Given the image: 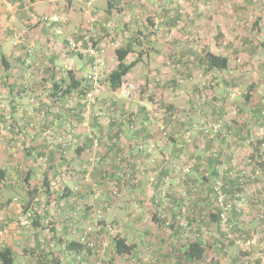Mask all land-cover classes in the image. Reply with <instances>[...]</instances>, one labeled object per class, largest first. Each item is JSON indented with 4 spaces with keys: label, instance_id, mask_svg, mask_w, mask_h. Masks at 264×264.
<instances>
[{
    "label": "rangeland",
    "instance_id": "rangeland-1",
    "mask_svg": "<svg viewBox=\"0 0 264 264\" xmlns=\"http://www.w3.org/2000/svg\"><path fill=\"white\" fill-rule=\"evenodd\" d=\"M114 1L91 0L88 4L92 3L91 6H88V11L86 10L88 19H83L84 23L78 26L82 40L76 42L69 38L63 41L66 50L63 53L85 56L89 44H95L93 47L97 52L94 62L97 63L98 82L95 84L88 79L93 71V62L91 72L82 75L84 81L80 86V104L72 107L73 112L65 103L64 106L54 103L55 100L51 97L53 81H47L43 85L42 75L36 76L33 72L30 77L35 84L32 86L33 94L29 96V101L34 106L32 120L35 123L53 120L56 112L57 114L66 112L65 115H69L70 120L72 116L77 120L81 116V126H84L85 131L81 130L80 135L87 134L88 140L92 143L87 146L83 155L79 156L76 154L77 149L82 145L74 138L72 144L67 145L65 149L67 153L64 155L62 147L60 151L55 139H46L45 151H41L40 154H43L37 156L35 162L36 164L40 162V176L36 180L38 183L34 185L43 188L46 186L45 173L52 175L55 180L54 186L47 187L50 192L54 191L55 195L48 196L44 190L36 197L40 200L36 203L45 204L46 207L45 214L40 213L42 217H39L43 218L41 223L46 227L44 231L46 239L39 240L40 247L38 240L35 239V232H32L36 230L35 226L25 229L18 226L15 220L14 212L18 205H23L27 201L25 199L29 187L24 180L29 164L20 160L18 150L20 146H17V151L12 149L14 153L10 155L21 162L19 165L21 174L13 183L7 185L16 188L15 193L12 189L0 186V201L12 199L14 203L13 205L11 203L12 213L9 215V222L0 224V228L8 230L5 242L11 237L18 238L19 244L16 247L22 248L26 245L29 248L28 255L33 257L34 250L42 246L46 247L47 253L53 249L54 253L65 255L66 243L70 242L69 240L78 242L83 231L92 229L94 230L92 236H95L97 213L101 212L104 222L116 228L115 234L124 236L125 239L126 236L129 239L136 237L135 240L143 235L142 256L138 252L139 255L131 254L139 263L142 261L141 264H151L146 262L148 255L156 257L159 264H187L180 253L182 245L180 240L183 239V235H189L191 239L200 237L206 244L212 245L207 248L202 264H237L235 263L237 256L242 258L239 264H257L258 260H262V255L264 258V237L257 238L256 234L254 235L256 230L264 231V117L254 115V121L250 122L248 127L246 122L251 118L248 106L254 105L260 96L264 99V48H259L260 45L257 43L263 40L255 23L259 13L256 6L258 1L223 0L221 6L220 3L213 4L211 1L198 5L201 0H122L111 12H106L109 3L112 4ZM237 4H241V10L245 11L247 18L242 20L234 18L238 13ZM80 5L86 8L85 3L80 2ZM262 5L264 6V3ZM53 6L45 3L37 10L40 13L49 12ZM219 6L223 22L220 18L216 19L220 16L217 14ZM62 11L64 13V9H59L58 14ZM131 13L133 15L130 19ZM193 13H197L195 21H192ZM148 18L154 20V26L147 22ZM64 19L62 24L68 22L66 16ZM133 20L140 23H133ZM36 22L47 24L39 23L38 19ZM124 23L134 32L130 33L128 26L124 27ZM220 24L224 26L227 36L222 33ZM137 30L142 31V34L137 35L140 43L136 46L137 50L128 56L127 62L134 61L138 53L142 52L140 62L125 77L121 89L116 93L110 92L104 85V80L117 66L115 51L126 44L127 40L123 39L128 38L127 36L129 39H135ZM218 31L224 35L219 46L216 36ZM36 51L39 49L36 50L35 44L33 46L35 56ZM207 51L230 58V67L226 73L208 70L202 63ZM248 88H251V91ZM248 91L255 93L254 95L251 93L252 99L246 101ZM72 100L75 102V97ZM52 109L54 113L49 114L48 111ZM171 114L174 115L173 118H177L176 123L172 120L170 124L166 122V118ZM220 120L223 121L225 135H216L209 129L211 122ZM113 121L118 124L127 122L126 129L134 139L120 133L118 129L120 125L110 131L109 125ZM0 122L5 129L4 132L10 130L7 127L9 125ZM181 124H185V127H181ZM75 129L78 127L70 129V133L78 134ZM36 130L37 128L32 131ZM54 132L58 133L57 130ZM116 132L119 133L117 144L120 152L118 157H114L113 163L118 164L119 159L122 163L117 166V177L110 178L106 177L109 163L106 160L105 166L102 155L106 145H110V138L114 137ZM33 143L30 144L34 146ZM24 145L21 146L26 149L27 144ZM73 146L78 148L70 152ZM52 153L53 156L50 157ZM125 155H131L130 160ZM6 157L4 153V158ZM52 157H55L54 161ZM227 157H231V163L226 161ZM95 158L101 160L97 163L95 161L94 164L91 159ZM249 158L253 163L248 168L250 170L259 168L260 174L254 181L248 178L245 184L241 185L237 169L248 166ZM60 160H63V164ZM113 163L110 162L112 167ZM212 164L218 175L212 176L209 184L203 181V176L208 177L211 173L208 168ZM54 165L60 166L54 171L52 168ZM96 172L100 173L99 181L94 177ZM104 176L106 178L103 181ZM196 177H199V181H194ZM65 178L68 180L66 183ZM139 180H142L147 190H151V195L146 198L147 200L134 199L132 206L125 207L128 208L125 213L119 212L118 215L125 216V220L123 217L107 220L110 201L116 207H120L121 203L117 204V201L124 197L123 192L128 191V186ZM211 186L215 187L216 194L209 192ZM66 188L78 192L74 193L73 199L67 197ZM81 188L87 193H84L86 197L79 200ZM96 190L100 192V198L95 197ZM172 190L176 195L175 199L171 195ZM47 196L50 197L48 204ZM172 199L182 205V208L178 209L174 216L167 217L166 222L160 225L161 223L153 220L155 212H159L157 206L161 201L163 205L169 206L168 202H172ZM203 201L211 205L208 211L199 206L195 207L197 203L202 204ZM146 203L149 204V208L146 207ZM225 203L229 207L227 210ZM80 204H83L88 213L93 212L91 220L89 218L82 220L83 211L78 210ZM66 206L69 207V213L64 215V220L72 219L77 223L73 226V236L70 237L66 233L62 238L64 223L60 227L58 222L63 216L62 209ZM3 208L1 206L0 211H3ZM216 208L222 210L224 217L229 218L227 227L222 220L215 224L207 219V215ZM235 211L238 213L234 214ZM141 213L143 225L137 222L136 226H131L133 230L128 231L129 228L125 225L127 217L135 215L137 218ZM240 213L241 216L238 215ZM188 214H191L195 224L181 225L182 222L187 224ZM236 215L242 221V229L238 227ZM171 224H174V229L170 228ZM184 226H187V231ZM52 228L55 232L51 231ZM224 228H230L229 233H226ZM195 229L197 230L194 232ZM241 230L244 233H241ZM112 236H104L111 241L107 246L104 245L105 241H99L100 245L96 251L90 252L87 248L85 255L87 258L84 257L83 260H86L87 264H132L129 256L116 257L112 247ZM33 243L34 246L30 245ZM161 244L165 247L162 249L164 253L159 251ZM4 246L7 245L3 243L1 248ZM30 262L38 264L36 259H31Z\"/></svg>",
    "mask_w": 264,
    "mask_h": 264
},
{
    "label": "crops",
    "instance_id": "crops-1",
    "mask_svg": "<svg viewBox=\"0 0 264 264\" xmlns=\"http://www.w3.org/2000/svg\"><path fill=\"white\" fill-rule=\"evenodd\" d=\"M90 1L91 0H0V121H2L5 125H9L7 127L10 128L9 131H5V132L0 131V168L6 170L7 177L9 178V181L7 182V184H2V185L0 184V186H2L3 188L12 189L14 193L16 192L17 189L16 188L13 189V187L11 186L9 187L7 185H10V183H13V181L17 177H19L18 175L21 174L19 170L20 169L19 165H21V162L19 160H16V158L13 157L12 154L10 155V153L12 152L14 153L12 149L14 150L18 149L17 146H20V149H18L21 155L19 157L20 160L29 164V169H28V172L25 178L29 177V182L27 183L28 185H31V187H29L28 185L27 187H29L30 190L32 187L36 188L37 193H38V186L34 184L38 183L36 180L40 176V173H39L40 172V168H39L40 162L39 164H36L37 162H35V160H37V156H41L43 154V153L40 154L41 151L43 152L45 151L46 139H55V138L56 140L58 138L63 139V140L73 139L72 141H70L71 143L74 141V138H75L76 141H80L78 144L82 146H80L79 148H78L79 145L77 147L73 146L71 150L69 151L74 152L78 148L77 153L76 152L75 153L81 156L83 155V152L87 150V146H88L87 142L89 138L87 134H85V136L84 134L80 135L81 130L85 131L84 126L83 125L81 126V121H82L81 116L78 120L76 117L72 116L73 118L71 117V120H70L69 115L68 116L65 115L66 112L64 113L60 112L57 114V112L54 113L52 109V110H49L48 113L49 114L54 113L53 120H48V121L45 120V121H41L42 123H35L34 120H32L33 113H34V106L32 102L29 101L30 100L29 96L33 94L32 86L33 87L35 86L34 81L30 78L33 72L35 73L36 76L42 75L43 78H41V80H42L43 85H45V82L51 80L53 81V84L56 82L59 85L62 84L63 90H65L67 86L70 84L69 72H71V75L78 76L79 79L81 80H83L82 75L84 76L85 74L91 72V65L93 64L92 61H94L91 56L83 55L81 57L80 54L77 55L74 53H68V54L63 53L64 51H66L65 46L63 45V41L65 39L72 38L76 42H80V40H82V37L79 34L80 28H78V26L79 24L84 23L83 19H86L89 16L87 15V11H88V6H91L92 4L91 3L90 5H88ZM201 1H202L201 2L202 4L200 3L198 5H203L207 1H211L213 4L218 3V5L219 3L220 5L223 4V0H201ZM257 1L258 3L256 4V6H257V11L259 13H257L258 17H256L255 23L257 25L256 27L258 28L257 30L260 36H262L263 41L261 40V38L259 39L263 43L257 42V41L256 42L260 45L259 48H264V6L262 5V3H264V0H257ZM80 2L85 3L86 8L82 7L80 5ZM239 2L240 1H238V3ZM45 3L49 5H54V6L51 10H49V12L40 13L37 10V8L41 7ZM59 5H65V6H62L63 7L62 8ZM195 5H197V3H195ZM221 6H219V11L217 12V14L220 16H218L216 19L220 18L222 19L221 21L223 22L224 20L220 14ZM237 7L238 9L236 8V11H238V13L235 14L234 18L236 20L237 18L240 20H242L243 18H247L248 16L245 15V11L241 10V4H237ZM59 9L61 10L64 9V13L62 11L58 14ZM54 15L59 16V21L54 22V23H47V24H38L36 22V20L39 18H42V16H54ZM132 15H133L132 13L129 15L130 19ZM65 16L68 18L66 19L68 22L66 24H62L63 23L62 20L63 21L65 20L64 19ZM196 18H197V13H193L192 21H195ZM133 23H140V22L139 21L137 22V20H133ZM219 23H220V20H219ZM123 25L125 28L128 26L127 28H128V31L130 30V33L134 32L133 29L129 28L128 24H123ZM220 25L223 29L222 33L226 34L224 26H222V24ZM138 31H141V30H138ZM105 34L107 35L106 31H105ZM127 37L128 38H124V39L122 38V39L125 41L129 40V36ZM245 42H247V40ZM35 44H36V50L39 49V51L35 52L36 56L34 55V52H33V46H35ZM32 54H33V58H31ZM40 66H43V68H41ZM80 93L81 92H80V87H79L78 90H73L68 95L66 94L62 95V92L60 91L58 96H55L54 98L53 97L52 98L55 100L54 101L55 104L58 103L59 105L62 104V106H64V103H65V106L71 107V111L73 112L72 107L79 106L80 104ZM251 93L252 95H254L255 92H251ZM74 97L76 100L75 102L74 100H72ZM250 99H252V97H250ZM248 110H249L248 112L251 118L249 121L246 122L247 124L246 127L249 126L250 122L254 121L253 120L254 115H257L258 117L259 113L264 110L263 96H260V99L257 102H255L254 105L248 106ZM126 126H128L127 122L124 121L121 123V126L119 127L121 130V133L127 134L130 139H134V137L129 134L130 131L126 129ZM254 126L255 124H253V127ZM74 127H78V129H75V131H77L76 133L78 134H74V132L70 133V129H73ZM109 127H110L109 130L111 131L113 129L111 123ZM36 128L37 130L35 132L32 131L33 129H36ZM114 129H117V128L114 127ZM55 130H57L58 133L54 132ZM53 135H58V136L55 137ZM34 141H36L39 145L38 144L36 145V142ZM30 143H33L36 146L35 145L33 146ZM24 144H27L26 147L28 148V150L27 148L25 149V147L21 146V145L25 146ZM4 153L7 155L6 158H4ZM51 156H53V153ZM125 157L130 160L131 155H125ZM114 159H115L114 155H112V158L110 155L109 157L107 156L104 161L105 166H106V160L109 163V166H108L109 169H107L106 177H110V178L117 177L116 170H117L118 165L113 163ZM15 160L16 162L14 163ZM52 160L54 161L55 157H52ZM226 161L228 163H231V157H227ZM110 162L114 164L113 167L110 165ZM60 163L63 164V160H60ZM59 166L60 165H54L52 166V168L55 171ZM161 171L162 170H160V172ZM98 172L94 173V177L99 181L100 173ZM46 177L50 183L49 186L50 185L54 186L55 180L53 179V176L45 173L44 181ZM106 177L104 176V178H102L103 181L105 180ZM10 178L13 180H10ZM128 189H129L128 191L123 192L124 197L121 200L117 201V204L121 203L120 207H116L114 203L110 201L109 212L106 214L107 220H111L113 217H116V218L123 217L125 220V216L118 215L119 212L125 213V211L130 206H132V202L134 199L137 200V198H139V201L144 200L148 196H150L152 193L151 190H147L144 187V183L142 182V180L135 182V184L132 186L129 185ZM30 190H28L29 193H30ZM80 190H79L80 192L79 200L80 198L86 197L84 193H87V191H82V188ZM74 193H78V192H74L73 189L66 188V195L67 197H70V199H73L72 196H75ZM160 193H161V190H160ZM51 194L55 195V192L51 191L48 194V196H51ZM171 195L174 196V199L176 198V195H174L173 190H172ZM15 196L16 195H13V197ZM48 196L46 197L47 204L50 198ZM23 198L24 197H22V199ZM174 199H172L173 200L172 202H168L169 206L163 205L162 201L160 202L159 206H157L159 208V209L157 208L159 212L156 211L153 216L154 221L159 222L161 223L160 225H162V223H165L166 220L168 219L167 217L169 216L172 217V215L174 216L176 214V211L182 208V205H179L177 202L174 201ZM93 201L94 200H91V202ZM11 203H12V199H7L5 202L0 201V205L4 207L3 211H0L1 212L0 224L9 222V219H10L9 215L12 213L11 206L14 204L12 203L11 205ZM40 204L42 206L40 213L45 214V209H46L45 204H42V203ZM127 206L128 208H125ZM198 206L202 207L203 210L208 211L211 205L208 204V202L205 204L203 201L202 204L197 203L195 205V207L199 208ZM79 207H78V210L83 211L82 216L84 218H82V220L83 219L87 220V218L91 220L93 218V212L88 213L87 211H85V207H83V204H80ZM146 207L149 208L148 203H146ZM68 209H69L68 206L62 209L63 216L60 218V222H58V225L60 227L62 226V223H64L63 228H62V233H61L62 238L66 236V233L69 236L70 235L73 236V226L74 224L77 223L76 220H72V219H69L66 221L64 220V215L69 213ZM94 210L96 209L94 208ZM60 213H62L61 210H60ZM236 213L238 212L235 211L234 214ZM238 215L241 216V213ZM238 215H236L235 219H237L238 227L240 229L242 227V221L239 220L240 217L238 219ZM142 216L143 214L141 213L139 214V216H137V218H135V215L131 217H127L125 225L129 228L128 231L131 232L133 230L131 229V226L133 227L136 226L135 223L137 222L143 225ZM36 225H38V223H36ZM40 225L42 226V229H43L44 223H41ZM0 229H3V228H0ZM197 229H195L194 232ZM44 231L45 230L41 231V229L39 231L38 230L32 231L33 233L35 232L34 236H35V239L38 240L37 243H39V247H40L39 240L46 239ZM240 232L244 233L243 230H241ZM254 235L257 238H262L264 237V231L258 232L256 230V232H254ZM142 236L140 235L136 240H135L136 237L132 238L133 241L132 239H129L126 236V240L135 246V250L132 253L133 256L135 254L136 255L141 254L142 244H143ZM20 238L21 237H19V239ZM69 241L76 242V240H69ZM230 243H233V241H230ZM17 244H19V241H18V238L16 237L9 238L8 241H6L5 243L7 247L11 248L13 257L15 259V264H30L31 259H34V257L26 255V248L28 247L25 245L22 248L21 247L17 248L16 247ZM30 245L34 246L35 244L33 243ZM164 248H165L164 245L161 244V250L159 251L164 253V251L162 250ZM252 249H254V247H252ZM27 250H29V248ZM38 251L39 250H34V254L35 252L36 254H38ZM85 255H86V252L78 254L73 251L65 249V255L61 254L60 257H61L63 264H87L86 260H83L84 257L85 259L87 258ZM66 257L68 259H66ZM182 258L185 260L183 256ZM261 258L263 261L258 260L257 264H264L263 255ZM115 259H119V258H114V260ZM202 260L198 262L190 263V264H195V263L202 264L203 263ZM241 261H242L241 256H237V261L235 263L239 264ZM185 262L189 264V262H187L186 260Z\"/></svg>",
    "mask_w": 264,
    "mask_h": 264
},
{
    "label": "trees",
    "instance_id": "trees-1",
    "mask_svg": "<svg viewBox=\"0 0 264 264\" xmlns=\"http://www.w3.org/2000/svg\"><path fill=\"white\" fill-rule=\"evenodd\" d=\"M121 1L122 0H115L114 3H112V4L109 3V7H108L106 12H111L113 7H116L117 4L119 5L121 3ZM125 6L123 9L126 8ZM130 6H132V5H129V7ZM147 21L149 24L154 26V20L152 18H148ZM168 23L172 24L171 22H168ZM124 24H126V23H124ZM140 33L142 34V31L137 30V33H135V35H134L135 39L127 40V42L124 46H121V47L116 49L115 55H116V58L118 61L117 66L109 74V76L104 80V85L106 86V88L110 92L116 93L117 91H119L121 89L123 83H124L125 77L132 71L133 68H135L139 64L140 58L143 55L142 52H139L137 58L132 62H127V58L131 53H134L137 50L136 46L140 43V42H138L137 35ZM216 36H217L218 46H219V45H221V43H222L221 39L224 36L219 31L216 34ZM93 46H95V44ZM80 56L82 57L83 54H80ZM93 60H94V58H93ZM93 62L94 61H92V63ZM230 62H231L230 58L225 57V56L216 55L210 51L206 52V54L204 56V60L202 61V63L206 65V67L208 68L209 71L212 70V71L222 72V73L227 72V70L230 67ZM69 75H70V81H69L70 84L67 86V88L65 90L62 89V84L59 85L57 82L52 84L51 97L54 98L55 96H58L60 91L62 92V95H64V94L68 95L73 90L79 89V87L81 86L84 79L81 80V79H79L78 76L71 75V72H69ZM248 89L250 90L251 88H248ZM250 95H251V92L248 91L246 96H245L246 101L250 100ZM215 97H217V96H215ZM222 98H224V97H222ZM259 115H260V117H264V111L260 112ZM173 116L174 115L171 114L170 117L166 118V122L170 124V122L172 120V122L176 123L177 118H173ZM146 119L148 120V118H146ZM111 125L114 129V127L117 128L119 125L121 126V123L118 124V123L113 121L111 123ZM183 126L185 127V124H181V127H183ZM118 129H120V128L118 127ZM180 132L182 133L183 130H180ZM120 133H121V130H120ZM118 137H119V133L116 132V135L114 137L110 138V140H111L110 145H106L104 155H102L103 162L105 161L107 156L109 157L110 155L115 154L114 157H118L119 152H120L119 146L117 144L118 143V141H117ZM114 138L116 141H114ZM87 143L89 145L92 143V141L88 140ZM212 161L214 162L213 159H212ZM116 162H117V158H116ZM215 162H216V159H215ZM117 163H118L117 164L118 166H119V164L121 165L122 160L119 159V161ZM208 170L211 171V173L208 175V177L203 176V181L210 184L212 176H215L218 174H217L216 170L214 169L213 164L208 168ZM210 175H211V177H210ZM8 181H9V178L7 177L6 170L0 168V184L1 185L6 184ZM194 181H199V177H196L194 179ZM24 182L25 183L29 182V177L25 178ZM44 182H45L46 186H49V181L47 180V177H46ZM28 186L31 187V185H28ZM214 188L211 186L209 188V192L216 194ZM28 190H30V188H28ZM36 190H37L36 188L32 187L30 190V193L28 192V194H27L28 197H27V199H25L27 201L24 202V206H23L24 209H26V210L29 209V207L32 203L33 197L37 194ZM35 191H36V193H35ZM34 193H35V195H34ZM222 213H223L222 210L216 208L213 210L212 213H209V215H207V219L210 220V222H212V223L219 224L220 221L222 220ZM37 216H38L37 217L38 220L36 218L33 226H35L34 228L36 230L39 231L41 229V231H43L46 229L45 225H43V227H44L43 229H42V226L40 225L41 224L40 222L43 220V218H39V217H42L41 215H37ZM190 217H191V214H188L187 218L186 217L185 218L187 220L188 225L192 226L193 224H195L194 223L195 221L192 219V217L190 220ZM36 223H38V225H36ZM104 224H105V222H103V225ZM174 227H175L174 224L170 225L171 229H174ZM198 230H200V229H198ZM51 231L55 232L53 228L51 229ZM185 231H187V229H185ZM180 241L183 244L181 247L180 253L185 258V260L189 263H194V262H198V261L202 260L203 257L205 256L207 248L212 246L211 244H206L204 242V240H202L200 237L191 239L189 235L188 236L183 235V239ZM112 243H113L112 247L116 253V257L130 256L135 250V246L133 244L129 243L124 238V236H119V234L115 237L114 236L112 237ZM38 250H39L38 254H36V252H35L34 259H33V260L36 259V262H38V264H63L60 255H58L56 252L54 253L53 249H51V251L49 253L46 252V247H43V246H42V248H39ZM66 250H70V251H73V252L79 254V253L86 252L87 248L85 246H83L82 244H80L79 242L72 241V242L66 243ZM88 251L93 252V250H91V249H88ZM28 254H30V253L28 252V250H26V255H28ZM0 264H15V259L13 257V253L11 251V248H9L7 246H4L2 248L0 247ZM30 264H32V263H30ZM138 264H140V263L138 262Z\"/></svg>",
    "mask_w": 264,
    "mask_h": 264
},
{
    "label": "built area",
    "instance_id": "built-area-1",
    "mask_svg": "<svg viewBox=\"0 0 264 264\" xmlns=\"http://www.w3.org/2000/svg\"><path fill=\"white\" fill-rule=\"evenodd\" d=\"M39 22H44V23H54L59 21V16L54 15V16H44L42 18L38 19ZM86 55L91 56L93 58L96 57V49L93 47L92 44H89L88 49L86 50ZM89 80H92L95 84H97L98 82V77H97V63L94 62L93 64V71L92 73L88 76ZM90 105L87 106V108H89ZM223 121H216V122H211L209 124V129L212 133L216 134V135H225V132L223 131ZM0 130L3 131L5 130L4 127L2 126L1 122H0ZM97 140L98 138L95 139L96 141V145H97ZM69 139L67 140H63L58 138L56 140L55 138V143L58 147H60V151H61V147H62V152L64 153V155H66V151L65 149L68 147L67 145L70 146L71 143H69ZM61 145V146H60ZM152 148H154V146H151ZM148 151V150H147ZM149 152V151H148ZM151 153V152H149ZM101 159L100 158H95V159H91L92 162L95 161L96 163L99 162ZM253 163V160H251V158L248 159V166H243L237 169L238 171V177H239V182L241 183V185H244L245 182L247 181V179L249 178L251 181H254L258 175L260 174L259 172V168H257L256 170H250V168H248L251 164ZM65 183L68 181L66 178L64 179ZM49 186H44V188L42 186L38 187V195H36L33 200H32V204L29 207L28 210L24 209L23 205H18L17 209L15 210L14 214H15V220L18 226L23 227L25 229L32 227L34 221L37 218V215H41V205L40 203H36L37 201H40L39 198H36L37 196H40L39 193L43 192L45 190L46 195H48L50 193L49 189L47 188ZM95 197L96 198H100V192L98 190H96L95 193ZM17 203V199L14 200ZM221 201V200H220ZM221 205L223 206V202L221 201ZM224 206H226V203L224 204ZM227 208H229L228 206L225 207V209L227 210ZM224 213H222V222L223 224H225V226L227 227L229 225L228 221L229 218L227 219L226 217H224L223 215ZM97 224H96V228H95V236H92V233L94 230L92 229H88L83 231L80 234L79 240L78 242L80 244H82L83 246H85L88 249H91L93 251H96V249L98 248V246L100 245L98 242H103L105 241L104 245L107 246L109 245V243L111 242L108 239H105L104 236L108 235V236H112L114 235L117 236L118 234H115L116 232V228L114 226H112L111 224H108L105 222V224L103 225L104 219H103V215L100 213H97ZM181 225H188V223L186 224L185 222H182ZM185 229H187V226ZM226 233H229L230 228H224ZM8 234V230L6 229H0V247L3 243H5V239L7 237ZM113 237V236H112ZM130 261L132 264H138V261L136 258H134L132 255L129 256ZM159 260L156 257H153L151 255H148L146 258V262H149L151 264H159L158 262ZM96 264H101V263H96Z\"/></svg>",
    "mask_w": 264,
    "mask_h": 264
}]
</instances>
